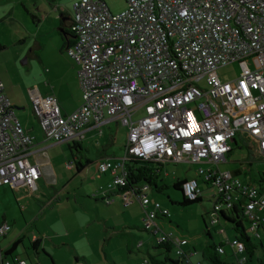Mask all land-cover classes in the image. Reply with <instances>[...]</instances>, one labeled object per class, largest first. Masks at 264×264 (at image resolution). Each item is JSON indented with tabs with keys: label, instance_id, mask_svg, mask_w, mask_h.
<instances>
[{
	"label": "built area",
	"instance_id": "2783aa9c",
	"mask_svg": "<svg viewBox=\"0 0 264 264\" xmlns=\"http://www.w3.org/2000/svg\"><path fill=\"white\" fill-rule=\"evenodd\" d=\"M127 8L113 13L106 0H76L67 46L79 65L80 106L61 112L52 95H32L33 109L45 137L55 141L79 139L86 127L108 117L126 126L125 154L98 162L111 174L108 189L127 185L128 163L141 158L165 163L210 164L197 173L211 185L214 217L241 200L250 236L260 238L264 225V186L242 181L219 165L227 161L237 135L264 157V0H126ZM252 58L255 69L232 80H221L217 70ZM208 77L210 88L200 81ZM143 111L137 118L135 114ZM35 136L24 127L0 79V187L37 189L39 164L29 160ZM216 165V167H214ZM73 163H68L72 167ZM264 185V184H263ZM182 192L188 200L202 198L197 178H186ZM145 183L133 191L145 212L144 226L157 234L158 243L171 242L178 256L185 255L187 239L159 232L158 212L170 216L158 201L152 202ZM108 201H113L108 197ZM151 202L153 207H150ZM0 224V243L10 231ZM162 231V230H161ZM224 228H220L223 232ZM237 264L248 260L238 237L227 241ZM217 251L225 253L224 245ZM2 264H28L20 258H3Z\"/></svg>",
	"mask_w": 264,
	"mask_h": 264
},
{
	"label": "rangeland",
	"instance_id": "374dc122",
	"mask_svg": "<svg viewBox=\"0 0 264 264\" xmlns=\"http://www.w3.org/2000/svg\"><path fill=\"white\" fill-rule=\"evenodd\" d=\"M9 1L11 2V0H0V39L3 43L14 46L0 51V59L5 61L16 52L17 62L11 60L7 65L13 74L19 77L25 76L27 84H34L39 82L42 73H47L52 64L57 61L59 48L64 38L67 37L61 28L60 20H54L53 15L47 9H51L58 3L71 8L76 0H25L33 8L39 5L43 7L41 13L37 15V19L32 18L33 12L25 9L19 0V6L14 16L11 19L2 20ZM106 2L113 13H120L127 8L126 0H106ZM42 4H45V8ZM41 15L46 16L42 19ZM20 38L26 41L23 45H21L23 41L19 42ZM21 48L25 49V52L19 56L17 50ZM255 66L252 58L240 62L235 61L220 67L217 70V75L221 80H232L254 70ZM200 85L203 88H210L209 78L204 77L200 81ZM47 95L56 97L54 91ZM142 114L143 111H140L134 117L137 118ZM112 128L113 132L110 131L108 125H103L104 134L100 136L97 134L100 128H97L93 136L82 141L83 148L74 149L73 155L80 156L83 161L88 157L96 159L105 154L120 155L123 152L128 131L123 126L117 128L116 125H113ZM236 138L237 142H231L233 150L228 155V161L221 163L220 169L231 171L242 181L260 185V174L264 172V158L256 154L243 136L238 134ZM56 155L58 163L55 182L50 183L46 177H43L38 181V189L33 194H28L25 187L20 188L21 190H12L8 185L0 187V221L5 216L12 228L3 243L22 236L24 242L19 243L20 249H18L24 251L25 247L31 246L30 237L36 233L43 238L44 242L52 245L51 249L55 251L57 259L63 264L64 253L53 245L54 243L61 245V241L67 242V246L64 248L72 254H74V250L82 255L87 254L91 257L89 259L96 263L101 256H104V248H106L107 252L113 253L118 261L128 264L126 239L118 234L122 232L121 225L127 217L136 223V216L143 213L140 201L135 197L136 200L130 205H125L119 199L115 204H109L105 201L102 193L103 189H108V174L99 172L94 163L81 172H77L74 167L67 168V162L74 159L66 144L59 147V152ZM175 166L178 175L184 177L193 176L201 166L213 165L180 163ZM172 168L174 167L166 166L167 170ZM173 182L172 175L166 176L160 185L167 184V188L161 192L156 191L155 188L148 190L150 198L153 201L159 200L162 209L169 210L172 214L171 221L167 217H159L158 223L166 233L173 232L175 236L185 237L191 243L197 239L196 247L199 258L209 264L210 261L203 255L201 242V240L206 241L209 238L206 226L216 236V243L223 238L220 234H216L218 225L213 226L211 222L214 217V200L210 198L211 191L200 180L201 186L205 188L202 200L183 205L177 203V201L183 200V192L175 188ZM58 196L60 200L54 201L53 199ZM137 224L140 225V223ZM143 225L142 221L140 226ZM220 226L228 231L230 238L235 236L231 224L222 220ZM135 230L140 234L137 237V242L150 243L153 240V236L149 232ZM186 248L188 246H184V249ZM259 248L261 259H251V264H260L264 260V252L261 247ZM227 249L228 252H231L229 247ZM158 251H163V249L158 248ZM171 255L175 256V249ZM222 256L228 262L235 264L233 256ZM45 263L48 264L47 261Z\"/></svg>",
	"mask_w": 264,
	"mask_h": 264
},
{
	"label": "crops",
	"instance_id": "0c3cea01",
	"mask_svg": "<svg viewBox=\"0 0 264 264\" xmlns=\"http://www.w3.org/2000/svg\"><path fill=\"white\" fill-rule=\"evenodd\" d=\"M18 1L19 0H13V1L11 0V2L9 1L10 3L8 4V6L6 8V13L2 17V20L11 19L14 16V14L16 13V10L19 6ZM20 2H21V5L24 6L25 9L29 10V12L32 11L34 13V15L36 16V19H37V17H38L37 15H39V13H41V10L43 7L41 5H39L38 7L33 8L31 5L26 3L25 0H20ZM42 5L45 8V4H42ZM47 10L53 15L54 20H60L61 28L63 29L64 33H66V35H67V37H65L66 39L64 38V41L62 42V45L59 48V52H58L59 57L57 58V61L52 64L51 69L48 70L47 73H42V75L40 76L41 79L39 82H36L34 84H27L25 76L21 75L19 77V76L13 74L12 70L7 65V64H9V62L11 60L17 62L16 56H15L16 52H15V54L13 53V55H11L10 58L5 60V61L0 59V79L5 84V93L8 95V97L12 101L14 108H15V111H16V114L19 117L20 121L22 122L24 127L26 129H28L35 136L34 144L32 145V147L30 149L29 160L32 163L39 164L41 169H42V177L38 181H40L43 177H46L49 180V182L51 183V182H55L57 180L56 179V176H57L56 167H57V163H58V160H57L58 154L56 155V153L59 152V147H62L65 144L68 145V147H69V149L73 155V151H74V149H76L73 146L75 144L76 145L78 144V145H80L81 148H83L82 147L83 146L82 141L85 138H88L89 136H93L95 134L97 128H100V130H99V132H97V134L99 136L103 135L104 134V131L102 129L103 125H108L110 127L111 132H113V128H112L113 125H116L117 128L119 126L120 127L123 126L126 129V131H128V130H127L126 126L121 124L118 120L111 119L108 117L107 121L104 122L103 124L98 125L95 122H93L88 127H86L82 133L81 138H79V139H73V140H68V141H55L52 139H47L45 137L43 129L40 125V120H39L38 116L36 115V113L34 112V109H33L32 95L38 94L40 96L45 97V96H48L47 95L48 93L54 91L55 95L57 97V100L59 102L61 112L63 114H69V113L73 112L74 110H76L80 106V104L82 102V91H81L80 80H79L80 65L73 58H71L68 55L67 50H66L67 46L69 44H72L75 40V38L73 37L74 33L71 30V21H72V17H73V5L71 8H69L67 6H64L61 3H58V4H55L54 6H52L51 9H47ZM45 16L41 15L40 18L43 19ZM66 40H67V44H66ZM21 41H23L21 45H23L26 42L24 39L20 38L19 42H21ZM0 42L5 46L4 49H9L10 47L14 46V45H8V43H3V41L1 39H0ZM24 52H25V49H22V48L17 50V53H19V56H22L24 54ZM41 60H42V58H41ZM42 63H45V62H42ZM44 80H45V82H44ZM50 86H52V87L50 88ZM126 142H127V137H126L125 143L123 145V152L120 155L105 154L102 156H98L96 159H92L90 157H88V158L91 160H94L93 163H94L96 169L100 172V170L98 169V162L103 160V159H106V158L122 157L125 154ZM232 150H233V148H232ZM232 150H231V152H232ZM229 154H230V152L228 153V155ZM256 154H258L260 156L259 153L256 152ZM77 157H78L77 155H75V156L73 155V159H76ZM260 157H262V156H260ZM262 158H264V157H262ZM227 161H228V159H227ZM71 162L74 165V161H68L67 162V168L72 169L74 167V166L68 167V163H71ZM180 163H188V162H180ZM180 163H165V164H163L162 173L160 175L161 180L158 181V184L160 185V182H163L164 178L166 176L170 177L171 175L174 177L173 186H174L175 182H177L178 180H184L185 178H191V177L197 178L199 180V183H200V180H202L203 184L208 186L207 188L211 191L210 192V198H212L213 192H212L211 185L207 184L204 181L203 176L199 175L197 172H196V174H193V176L180 177L178 175V171H177V168L175 165L180 164ZM223 163H225V162H223ZM166 166H173L174 168H172L171 170H169V169L167 170ZM103 174H108L107 175L108 176L107 183H109L111 181V174H109V173H103ZM163 185L168 187L167 184H163ZM200 186H201V184H200ZM22 187H25L28 194H33L35 191V190L33 191V190L29 189L27 186H20V187L15 188V189L21 190L20 188H22ZM202 188L205 192V188L204 187H202ZM37 189H38V182H37ZM12 190H13V188H12ZM104 190L105 189L102 190L103 197H104L105 201H107L109 204H115L118 201V199L120 201H122L125 205H130L134 200H136L135 197L139 200V198L133 194H130V195H128L127 198H125L123 195L124 192H121L120 190L116 191L119 193H116V194L113 193L112 195H110L112 193L111 191L108 190V192H104ZM109 196L111 197V200H113V201H108ZM203 196H204V194H203ZM203 196H202V198H203ZM53 200L57 201V200H60V198L58 196V197L54 198ZM156 201L159 202V200H156ZM140 203H141V201H140ZM142 212H143V210H142ZM170 215L172 218L171 213H170ZM136 219H137V221H135L136 223H133L131 221L132 219L127 217V219L124 220L123 221L124 223L121 225L123 227V230H122V232H120V234H118V236H122L123 238L126 239L125 244H126V249H127L128 255H129V263L128 264H150V262L146 263L145 259H149L150 254L156 256V255L161 254L162 251H158V247L156 246L157 242H156L155 236L150 232L149 233L152 234V236H153V240L150 241V243L144 242V241L137 242V237H139L140 234L137 233L135 229H138L141 231H146L144 229V225L140 226L141 222L142 221L144 222V212L140 215H137ZM4 222H8L10 224V222L6 219L5 216L0 221V224H2ZM137 223H140V225H138ZM220 228H224V227H221L219 225L217 228L216 234L217 233L220 234L221 236H223V238H221L218 243H216V241H215L216 236L213 233H211L210 230L208 229L209 233H210L209 238H207L206 241L201 240V242L203 244V252H204L205 247L210 243H213L216 245H220V243H221V245L222 244L226 245L228 240H231L235 237L234 236V237L230 238L228 236V231L224 228V231L220 232ZM11 229H10V231H11ZM162 230L164 231L163 228H162ZM9 232L4 236V238L2 239V241L0 243V247H1L4 259L16 257V258L26 260L28 262V264H46L45 261H47L48 264H51V262H52V264H63L62 261L57 259L55 251H53L51 249L52 245H48L46 242L43 241V238L41 236H38L36 233H34L30 237V240H31L30 243L34 242L35 240L36 241L39 240V244L37 245V247H34L33 245H31L29 247H25L24 251H20L19 250L20 248L18 245L14 251H10L14 241H16L17 239H22V242H24V240H23L22 236H18L13 241H9L8 243L5 242L6 244L3 243L6 240V238L8 237ZM259 232H260V238H261L260 247H261L262 251L264 252V225L260 227ZM170 233L172 234L173 237H178V236H175L173 232H170ZM48 237H49V235H48ZM181 239H186V238L183 237ZM252 239L254 240V238H252ZM197 241H198L197 239H195L193 243L188 241L187 245H185V246H188V248H186L184 250L187 253H193L190 256L191 264H206L204 261H202L199 258V252L197 251V247H196ZM255 241H256L255 243L258 245V240H255ZM53 245L55 247H57V249H60V251H62L64 253V256H65L64 264H125L122 261H118V259L115 257V255L113 253H109V251L107 252L106 248H104V256H101L98 263H96L92 259H89L91 257H89L87 254L82 255V254L76 252V250H74V252H73L74 254H72L70 251H68L66 248H64L65 246H67L66 241H61V245L56 244V243H54ZM227 247L230 248L231 252H228ZM223 255L233 256L235 259V264H237L236 255L233 253L232 247L230 245L227 244V246H225V253ZM73 256H74V258H73ZM221 257H223V256H221ZM260 257H261L260 248H258L255 251V255L252 259L256 258V260H260L261 259ZM250 261H251V259H249V261H247L245 264H251ZM0 264H2L1 258H0ZM209 264H211V263H209ZM263 264H264V260H263Z\"/></svg>",
	"mask_w": 264,
	"mask_h": 264
},
{
	"label": "trees",
	"instance_id": "16d2710c",
	"mask_svg": "<svg viewBox=\"0 0 264 264\" xmlns=\"http://www.w3.org/2000/svg\"><path fill=\"white\" fill-rule=\"evenodd\" d=\"M32 18L36 19V16L34 14H32ZM66 44H67V40H66ZM4 48H5V46L0 42V51H2ZM236 142H237V139H236ZM73 147L76 148V150L81 148L80 145H78V144L77 145L75 144ZM230 153H231V151H230ZM74 156H75V154H74ZM73 161H74L73 166L76 168L77 172H81L84 168H86L88 165L93 163V160H91L89 158H87V159H85V161H83L80 156H78ZM162 166H163V164H161V163L149 161V160H143L141 158H134V159L130 160L128 163V169L130 171V175L128 177L127 185L124 187H121L117 190L118 191L120 190L121 192L133 191L137 188L142 187L145 183H147L152 188H155L156 191H158V192L163 191L165 188H167V186L158 184V181L161 180L160 175L162 173ZM184 180H178L177 182H175L174 187L182 191L181 185H182V182ZM259 182H260V185H258V186L263 187L264 186L263 185L264 184V172L260 174ZM254 184H256V183H254ZM117 190H114V191L111 190L112 193L110 195H112L113 193H115V194L119 193V192H116ZM109 198H111V197L109 196ZM201 200H202V198H198L196 200H188L183 195V200L177 201V203L179 202L183 205H187V204H190L193 202H199ZM151 201L154 202L155 200L153 201L151 199ZM152 202L150 204L151 208L153 207ZM213 209H214V207H213ZM143 212H144V209H143ZM144 217H145V212H144ZM159 217H167V218H170V221H171V215L166 216V215H163L162 213L158 212V216H157V220H156L157 223H158ZM218 219H219V223L217 224L218 226L221 224L222 220H224L225 222L232 225V228L235 231V237H238V239L241 242H243L245 247H246V254L248 256L247 261H249V259H252L255 255V251L261 245V238H255V237L250 236L248 234V231H247L248 218H247V215L244 211V205H243L242 201L241 200H234L232 203V206L229 209L220 210L218 212ZM158 226H159V224H158ZM144 229L146 231L152 233L155 236V239L157 242L156 246L159 249H163L162 253L159 255L155 256V255L150 254L149 259H145L146 263L150 262V264H189L187 262L188 258H186L185 255L178 256V255H176V253H175V256L171 255L172 251L174 250V247H173L171 242L158 243L157 234L154 233V231H152V230L146 229L145 226H144ZM161 230H162V228L160 227L159 232L166 233L165 231H163V230L161 231ZM206 231H207V235H209L210 233H209L207 226H206ZM252 238H254V240ZM255 240H258V242H259L258 245L255 243L256 242ZM21 242H22V239H17L16 241H14L10 251H14L16 249V247L19 245V243H21ZM38 244H39V240H37V241L35 240L34 242H31V245H33L34 247H37ZM220 245H221V243H220ZM222 245H224V244H222ZM218 246L219 245H216L213 243L208 244L205 247L204 252H203L205 258L208 259L211 264H232V263L228 262L227 260H225L223 257H221L223 254L218 253V251H217ZM225 246H227V243H226V245H224V247ZM260 264H263V261Z\"/></svg>",
	"mask_w": 264,
	"mask_h": 264
},
{
	"label": "water",
	"instance_id": "95a60500",
	"mask_svg": "<svg viewBox=\"0 0 264 264\" xmlns=\"http://www.w3.org/2000/svg\"><path fill=\"white\" fill-rule=\"evenodd\" d=\"M73 37H74V38H76V35H73ZM232 142H236V140H235V139H233V140H232Z\"/></svg>",
	"mask_w": 264,
	"mask_h": 264
},
{
	"label": "flooded vegetation",
	"instance_id": "af4514ba",
	"mask_svg": "<svg viewBox=\"0 0 264 264\" xmlns=\"http://www.w3.org/2000/svg\"><path fill=\"white\" fill-rule=\"evenodd\" d=\"M73 35H75V34H73Z\"/></svg>",
	"mask_w": 264,
	"mask_h": 264
}]
</instances>
